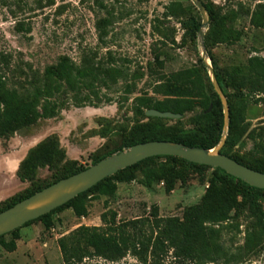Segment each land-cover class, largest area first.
I'll list each match as a JSON object with an SVG mask.
<instances>
[{
  "label": "rangeland",
  "instance_id": "1",
  "mask_svg": "<svg viewBox=\"0 0 264 264\" xmlns=\"http://www.w3.org/2000/svg\"><path fill=\"white\" fill-rule=\"evenodd\" d=\"M193 67L209 108L187 96L181 117L149 119L143 102L164 99L173 75ZM0 70L32 111L0 132V196L20 187L19 164L26 183L0 209L147 133L190 131L205 144L221 136L213 151L264 170V0H0ZM224 175L177 157L148 159L111 178L113 192L89 197L86 216L66 207L53 229L20 227L14 251L0 245V264H66L59 240L80 226H105L104 212L128 251L109 261L88 248L78 264H264V192L254 212L245 186ZM214 177L230 204L205 222L207 236L190 254L156 244L160 227L185 222ZM77 247L79 255L87 249Z\"/></svg>",
  "mask_w": 264,
  "mask_h": 264
},
{
  "label": "trees",
  "instance_id": "2",
  "mask_svg": "<svg viewBox=\"0 0 264 264\" xmlns=\"http://www.w3.org/2000/svg\"><path fill=\"white\" fill-rule=\"evenodd\" d=\"M197 79H199L198 82H196ZM172 81H173L172 83H169L165 86L166 88L164 92L166 97L164 99L157 101H153L152 99H149L143 102V106H145L147 110L158 109L161 111H172L175 113L182 114L183 113L182 100L184 97L190 96L193 97L194 101L199 98L203 99L204 103L206 104V108H209L210 96L206 92L205 85H203L200 82L199 70L197 67L188 68L186 70H182L175 73L173 75ZM31 114H32L31 105L29 103H26L25 101L20 100L15 90L6 88V85L3 81V76L0 73V132H3L6 129L11 128L16 124L27 121L31 117ZM147 117L149 119H162L161 117H154L148 115ZM220 139L221 136H219L214 143L205 144L201 140L191 137L190 131L181 134H168L162 137H158L155 134L147 133L141 139L137 141H133L131 145L140 142L151 141V140H168L172 142L186 144L189 146L211 149L220 141ZM121 151L122 149L118 150L117 153ZM110 155L112 154H109L108 156ZM228 156L236 159L237 161H239L244 165H247L251 168L264 172V170L258 167H255L253 165H248L240 161L235 156L232 155H228ZM105 157L107 156H103L95 160L93 164L97 163L99 160ZM154 157H177L183 161L188 162L192 166H203V167H209V168H214L216 170H220L225 174L224 177L237 179L241 184H243L245 186V189L249 192L250 204L252 209L254 210V212L261 211V207L258 203L256 194L258 192H264V189L254 187L246 183L245 181L228 174L226 171H224L219 167H212L208 165L189 162L178 156L166 155V156H154ZM154 157L144 159L132 166L120 170L114 175H111L105 178L104 180L100 181L99 183H97L87 191L79 194L78 196H76L66 204L52 210L50 213L42 215L37 219L29 221L26 224H29L34 221H40L44 225L45 229H53V225H54L53 216L58 210H61L66 207L71 208L78 217L86 216L88 213L89 197H93L96 194L103 195L113 192V188L107 186V182L111 178H113L118 173H122L127 169L134 168L140 163ZM85 168L87 167H81L79 169L77 168L74 171L68 172L63 176L56 178L46 186L64 177L79 172ZM19 171H20V167L18 170V176L20 177ZM20 179L24 181V179H22L21 177ZM223 183L225 182L223 181L222 177L220 178L214 177V180L209 185L200 203L189 208L187 212L188 213L187 220L185 222L176 224V222L170 221L165 225V227L162 228L160 227V230L163 233V237H159L158 241H156V244L167 243L169 244V246H171L174 250L178 252H182L184 254H190L194 246L207 236L205 222L208 220H214L216 218H222V216L225 215V213L227 212V208H222V206H220L221 203H225V205L230 204L227 196H222L221 194L220 187L223 185ZM44 187L37 188L34 191L25 194L24 196H18L17 198H14L11 203H9L6 207L1 208L0 211L14 205L18 201L32 195L33 193L43 189ZM107 215L108 212L103 213L105 226L102 227L80 226L69 236L63 237L59 240L60 249L64 255V260L66 264H78V257L87 256L89 253L88 248L93 249L92 253H94L95 255L105 258L109 261H117L126 255L128 251V247H127V239L124 237V231L120 230V228L116 226L115 222L108 223L105 219ZM114 218L115 215L113 216V219ZM6 235H10L11 238L7 240L5 238ZM20 237H21L20 228H17L9 233L0 236V245L8 251H14L17 248V241L20 239ZM79 243H84L87 247L86 251H84L82 255H79L78 253L77 244Z\"/></svg>",
  "mask_w": 264,
  "mask_h": 264
},
{
  "label": "water",
  "instance_id": "3",
  "mask_svg": "<svg viewBox=\"0 0 264 264\" xmlns=\"http://www.w3.org/2000/svg\"><path fill=\"white\" fill-rule=\"evenodd\" d=\"M197 4L201 7L199 2ZM146 115L161 118L181 117L180 113L158 109L146 110ZM166 155L178 156L197 164L219 167L254 187L264 189L263 171L244 165L224 153L168 140H151L136 143L127 150L107 156L0 211V236L50 213L120 170L150 157Z\"/></svg>",
  "mask_w": 264,
  "mask_h": 264
},
{
  "label": "crops",
  "instance_id": "4",
  "mask_svg": "<svg viewBox=\"0 0 264 264\" xmlns=\"http://www.w3.org/2000/svg\"><path fill=\"white\" fill-rule=\"evenodd\" d=\"M66 154H68V157L71 158V159H75L76 158L74 155L72 156L70 154V150H69L68 147L66 148ZM19 167H20V164L17 166V168L15 170V173H14V182L16 181L17 183H19L20 184V187L18 189H16V190L12 191L11 193L4 194V195L0 196V203H2L3 201H6L7 199L11 198L12 196L15 195V193H17V191H19V189L21 190V189H23L25 187V185H26L25 181H22L20 179V177L18 176ZM5 175H6L5 173L0 174V190H2V191L7 188Z\"/></svg>",
  "mask_w": 264,
  "mask_h": 264
}]
</instances>
